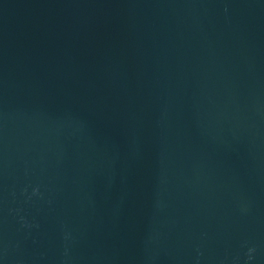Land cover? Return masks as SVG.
<instances>
[{
	"label": "water",
	"instance_id": "water-1",
	"mask_svg": "<svg viewBox=\"0 0 264 264\" xmlns=\"http://www.w3.org/2000/svg\"><path fill=\"white\" fill-rule=\"evenodd\" d=\"M0 264H264V0H0Z\"/></svg>",
	"mask_w": 264,
	"mask_h": 264
}]
</instances>
